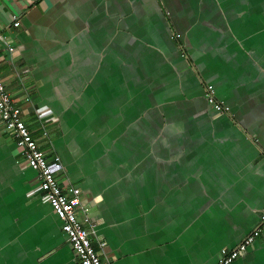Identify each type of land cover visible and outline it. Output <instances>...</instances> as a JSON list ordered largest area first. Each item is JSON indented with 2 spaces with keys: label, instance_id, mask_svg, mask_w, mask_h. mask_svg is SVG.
<instances>
[{
  "label": "crops",
  "instance_id": "1",
  "mask_svg": "<svg viewBox=\"0 0 264 264\" xmlns=\"http://www.w3.org/2000/svg\"><path fill=\"white\" fill-rule=\"evenodd\" d=\"M0 34V75L103 258L218 264L259 227L231 264H264V0H0ZM0 264H80L1 123Z\"/></svg>",
  "mask_w": 264,
  "mask_h": 264
},
{
  "label": "built area",
  "instance_id": "2",
  "mask_svg": "<svg viewBox=\"0 0 264 264\" xmlns=\"http://www.w3.org/2000/svg\"><path fill=\"white\" fill-rule=\"evenodd\" d=\"M18 24L19 22L16 20L14 25L17 26ZM175 36L179 38L181 34L176 33ZM0 38L8 44L10 51L14 49L13 45L2 34H0ZM205 95L208 102L217 111L229 112L230 107L217 99L214 85H206ZM22 112V106L7 90L0 75V123L4 129L13 132L18 145L23 149L26 162L38 173L40 188L61 221L62 230L68 236L77 260L80 264H112L108 259L103 258L101 250H98L94 243L96 223L81 198L80 187L71 185L68 191L62 185L58 177L59 173L64 171L60 155H54L52 160L47 158V154L34 137L29 125L22 118ZM43 133L44 137L48 136L46 130ZM260 222L264 223V209L261 213ZM259 235L260 229L257 227L245 236L236 247L221 249L218 264H231L254 244ZM98 244L100 247L104 245L103 242L99 241Z\"/></svg>",
  "mask_w": 264,
  "mask_h": 264
},
{
  "label": "rangeland",
  "instance_id": "3",
  "mask_svg": "<svg viewBox=\"0 0 264 264\" xmlns=\"http://www.w3.org/2000/svg\"><path fill=\"white\" fill-rule=\"evenodd\" d=\"M26 79V81L25 82H27V81H30L31 80V75H28V77L27 78H25ZM7 88V87H6ZM8 90V89H7ZM56 132H58V131H56ZM56 132H53V133H56Z\"/></svg>",
  "mask_w": 264,
  "mask_h": 264
}]
</instances>
